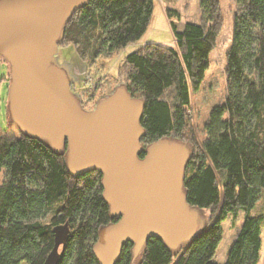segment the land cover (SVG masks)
Segmentation results:
<instances>
[{
	"label": "trees",
	"instance_id": "obj_1",
	"mask_svg": "<svg viewBox=\"0 0 264 264\" xmlns=\"http://www.w3.org/2000/svg\"><path fill=\"white\" fill-rule=\"evenodd\" d=\"M234 1L226 92L222 103L211 108L201 142L188 130V110L222 25L217 0H198L197 24L181 32L171 26L174 47L146 44L120 65L125 81L119 85L144 102L141 145L145 149L161 139L188 145L185 200L209 213L189 244L172 251L159 239H149L133 264H216L221 223L239 213L224 264L258 263L264 227V0ZM152 5L153 0H89L67 23L58 47L72 45L86 63L115 55L143 35ZM6 124L0 131V264H44L54 245L53 228L65 223L70 233L59 264H99L92 254L97 233L117 222L101 198V175L71 176L66 145L55 153L22 135L8 114ZM131 262L132 245L125 244L116 264Z\"/></svg>",
	"mask_w": 264,
	"mask_h": 264
},
{
	"label": "water",
	"instance_id": "obj_2",
	"mask_svg": "<svg viewBox=\"0 0 264 264\" xmlns=\"http://www.w3.org/2000/svg\"><path fill=\"white\" fill-rule=\"evenodd\" d=\"M87 1L0 0V58L9 75L6 111L22 135L55 153L66 145L71 176L101 175V198L117 222L98 231L92 254L99 264H116L124 245L131 244L133 264L149 239L176 251L206 222L203 210L185 200L189 146L161 139L144 149L142 100L118 85L85 111L71 91L72 81L53 64L67 23ZM52 233L54 245L44 264H59L70 229L65 223Z\"/></svg>",
	"mask_w": 264,
	"mask_h": 264
},
{
	"label": "rangeland",
	"instance_id": "obj_3",
	"mask_svg": "<svg viewBox=\"0 0 264 264\" xmlns=\"http://www.w3.org/2000/svg\"><path fill=\"white\" fill-rule=\"evenodd\" d=\"M217 1L222 25L215 46L209 55V67L205 72V79L198 91H191L190 94L188 130L199 142L204 137V124L211 108L222 103L226 92L224 70L236 5L234 0ZM167 10L170 11L168 16H166ZM200 14L198 0H153L151 20L135 45L130 44L115 55L106 58L99 57L91 63L83 62L72 45L58 47L53 56V64L63 69L72 81V93L94 108V103L101 96L110 94L119 83L125 81L124 73H120V65L125 57L146 44L174 47L171 26H174L177 32L184 31L187 24H197L200 21ZM7 75V66L0 62V131L7 128L6 105L9 85L6 80ZM3 179L4 172L0 170V184ZM208 216L207 211L201 212L203 222H206ZM241 218L242 215L239 213L237 219L229 217L221 223L222 238L214 256L216 264L225 263L228 249L237 234ZM257 264H264V227L261 230V248Z\"/></svg>",
	"mask_w": 264,
	"mask_h": 264
},
{
	"label": "flooded vegetation",
	"instance_id": "obj_4",
	"mask_svg": "<svg viewBox=\"0 0 264 264\" xmlns=\"http://www.w3.org/2000/svg\"><path fill=\"white\" fill-rule=\"evenodd\" d=\"M71 91H72V90H71ZM80 105H81V107H82L85 111H88V110L91 109V105H89L88 103H85V102H83V101H81V100H80ZM94 106H95V104H94Z\"/></svg>",
	"mask_w": 264,
	"mask_h": 264
},
{
	"label": "crops",
	"instance_id": "obj_5",
	"mask_svg": "<svg viewBox=\"0 0 264 264\" xmlns=\"http://www.w3.org/2000/svg\"><path fill=\"white\" fill-rule=\"evenodd\" d=\"M136 44V42L135 43H133V44H131V45H135Z\"/></svg>",
	"mask_w": 264,
	"mask_h": 264
}]
</instances>
